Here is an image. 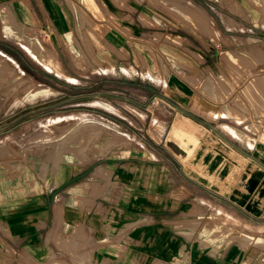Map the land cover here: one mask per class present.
Here are the masks:
<instances>
[{
	"label": "rangeland",
	"instance_id": "374dc122",
	"mask_svg": "<svg viewBox=\"0 0 264 264\" xmlns=\"http://www.w3.org/2000/svg\"><path fill=\"white\" fill-rule=\"evenodd\" d=\"M207 1L211 6L206 10L200 4H197L199 9L186 0H144L146 14L150 16L148 27L139 33L140 38L135 37L137 42L130 41V46L122 43L120 52L113 50L105 33L116 26L123 27L124 22L131 19L136 22L137 16L131 18L121 8L122 12L116 11L109 0H100L102 9L97 7L102 20L85 10L80 0H69L70 7L64 9L73 26L64 36H53L41 30L38 20L22 21L24 24L21 25L15 18L19 25L8 22L7 27L0 15L3 46L0 51L10 56L30 79L18 84L12 72L1 70L0 63V179L9 186L5 191L13 192L12 187L34 180L35 176L39 182H47L51 171L59 167L52 168L60 160L64 140L69 147L64 148V159L68 157L81 163L85 161L77 154L79 150L89 161L97 156H102L100 160L103 161L111 159L106 157L108 155L120 156L140 149L138 140L144 138L142 133L155 144L149 134L160 139L171 131L172 144L190 152L205 138V127L194 120L197 119L235 146L263 148L264 47L251 46L259 42L255 40L237 43L238 37L231 36L243 33L242 28H231L239 25L235 21L239 16L231 11H236V2ZM259 31V28L250 27L246 34L253 38V34H260ZM261 31L264 35V30ZM56 41L61 44L57 45ZM47 43L51 44L52 52L47 49ZM173 44H177L179 52ZM35 47L39 52H35ZM165 47L173 54L167 55L169 50ZM181 51L188 52L189 56L184 57ZM52 54L59 59L65 72L51 70L45 65L43 57L50 58ZM181 58L188 61L181 64L190 68L188 76L195 82L187 79L183 70H188L175 62L183 60ZM175 74L192 85L191 91L183 82L170 76V83L182 96L172 90L166 76ZM163 85L168 89L163 95L165 98L149 106L146 102L154 93L152 88L163 91ZM144 103L147 110H143L146 121L143 124L122 107H143ZM173 103L179 104L188 116L178 114L177 117V109L169 105ZM106 107L121 114L125 112L124 115L141 129L134 127L128 131L122 125L101 119L100 111L110 112ZM48 119H56L59 125H47ZM96 119L108 121L114 127L104 125L101 128ZM174 120H178V126ZM53 152H56L54 157ZM244 163V158L233 152L232 160L226 164L225 172L215 178V183L223 190L230 188L239 178ZM206 165L207 161H204L198 167L205 174ZM207 221L209 232L213 230L209 236L213 242L233 230L235 235L231 240L247 245L251 238L245 233L254 235L246 229L249 225L234 226L222 215H209ZM239 230L240 237L237 236ZM262 230L264 234V228ZM262 237L264 242V235Z\"/></svg>",
	"mask_w": 264,
	"mask_h": 264
},
{
	"label": "crops",
	"instance_id": "0c3cea01",
	"mask_svg": "<svg viewBox=\"0 0 264 264\" xmlns=\"http://www.w3.org/2000/svg\"><path fill=\"white\" fill-rule=\"evenodd\" d=\"M80 1L85 10L102 20L97 10L98 6L101 8L100 0ZM109 1L117 8L116 11L122 12L121 8L131 18L137 16L136 22L131 19L124 22L123 27L116 26L105 33L113 50L120 52L122 43L130 46V41H138L135 37L140 38L143 29L148 27L150 16L146 14L144 0ZM186 2L200 4L206 10L211 6L207 0ZM233 2H236L238 13L231 11L239 16L235 19L239 25L231 28H242L243 33L231 36L238 37L240 42L237 43L255 40L259 42L251 46L264 47L261 31L264 30V0ZM65 6L70 7L69 0H0V15L7 27L8 22L16 23V19L21 25L24 24L22 21L38 20L41 30L53 36H64L73 26ZM250 27L259 28L260 34H253V38L246 34ZM56 44L61 42L56 41ZM173 47L180 51L177 44ZM166 52L167 55L173 54L171 50ZM180 53L184 57L189 56L186 51ZM181 59L175 62L188 70H183V73L193 83L194 80L188 76L190 68L181 64L187 60ZM170 76L183 82L190 91L193 88L179 74L167 75L169 83ZM170 86L181 95L175 85L170 83ZM162 88L163 91L152 88L154 93L146 102L149 106L165 98L163 95L168 89L166 85ZM146 103L143 107H122L143 124L146 122L143 111L147 110ZM169 105L177 109V117L178 114L188 116L189 113L179 104ZM106 108L110 112L100 111L106 116L101 115V119L122 125L128 131L134 127L141 129L124 115L125 112L121 114ZM194 120L205 127V138L190 152L172 144L171 131L160 139L149 134L155 144L142 133L144 138L138 140L140 149L120 156L108 155L106 157L111 159L103 161L100 160L102 156L89 161L79 150L77 154L85 161L81 163L68 157L64 159V148H69L64 140L60 160L52 166L53 169L59 167L51 171L47 182H39L35 176L34 180L19 182L18 186L12 187L13 192L7 193L5 190L9 186L0 179V264H264V234L245 233L251 238L246 245L239 240H231L235 235L232 230L213 242L209 240L213 230L209 232L206 224L209 223V215L214 214L202 212L196 206L199 203L208 205L210 209L219 207L239 218L243 224L262 231L264 147L255 148L254 145L243 149L235 146L212 127ZM95 121L101 128L104 125L114 127L108 121ZM173 123L178 126V120ZM46 124L59 125L56 119H48ZM56 152H53V157ZM233 152L241 155L245 163L241 166L239 178L230 188L223 190L215 183V178L225 172ZM204 161H207V174L198 168ZM46 166L48 170V164ZM237 233L240 237V230Z\"/></svg>",
	"mask_w": 264,
	"mask_h": 264
},
{
	"label": "bare ground",
	"instance_id": "6f19581e",
	"mask_svg": "<svg viewBox=\"0 0 264 264\" xmlns=\"http://www.w3.org/2000/svg\"><path fill=\"white\" fill-rule=\"evenodd\" d=\"M191 3V2H190ZM197 8H199L200 9V7H198L197 5H195ZM196 15V14H195ZM198 21V20H197ZM211 21V20H210ZM206 23V22H205ZM208 24V23H207ZM209 25V24H208ZM46 45V44H45ZM46 46H48V50L50 51V52H52V47H51V44H48L47 43V45ZM258 47V46H257ZM261 47V46H260ZM35 52H39V49L37 48V47H35ZM33 52V51H32ZM34 53V52H33ZM254 53L256 54V52L254 51ZM38 55V54H37ZM39 57V56H38ZM43 57V56H42ZM0 58L2 59V60H0V63L2 64V68H1V70L2 71H7V72H12V75H14L16 78H17V81H18V84L19 83H24V82H26V81H28V80H30L29 79V75L26 73V72H24L23 70H21L20 68H19V66L17 65V63L10 57V56H8L6 53H4V52H2V51H0ZM44 58V60H45V65L49 68V69H51V70H55V71H58V72H65V70L63 69V66H62V64H61V62L59 61V59L54 55V54H52V56L50 57V58H46V57H43ZM7 88V87H6ZM10 88V87H9ZM8 88V89H9ZM5 89V88H4ZM11 91V90H10ZM0 94H2V89H0ZM202 103V102H201ZM204 104V103H203ZM207 105V104H206ZM205 105V106H206ZM207 107V106H206ZM209 107V106H208ZM215 110V107L214 108H212V110ZM0 154H1V151H0ZM196 206H197V208L198 209H200V210H202V211H204V212H207V211H210V212H212L215 216L216 215H222V217L224 218V220H226V221H228L229 222V224L231 223V224H233L234 226H240V225H242V222L239 220V219H237V218H235V217H233V216H231L230 214H228L227 212H225V211H223L222 209H220V208H218V207H214L213 209L211 208H209V206L208 205H201V204H196ZM246 229L249 231V232H251V233H253L254 235L256 234H259V233H261L262 231H260V230H255V229H253V228H250L249 226L248 227H246ZM262 234V233H261ZM260 235V234H259Z\"/></svg>",
	"mask_w": 264,
	"mask_h": 264
}]
</instances>
